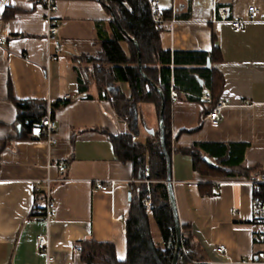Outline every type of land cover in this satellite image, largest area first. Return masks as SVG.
<instances>
[{
	"label": "crops",
	"instance_id": "1",
	"mask_svg": "<svg viewBox=\"0 0 264 264\" xmlns=\"http://www.w3.org/2000/svg\"><path fill=\"white\" fill-rule=\"evenodd\" d=\"M158 1L164 16L159 33L163 50L209 53L214 45L219 51L217 61L175 67L210 68L215 82L209 90L203 74L191 73L193 86L178 89L171 102V185L180 227L190 238L196 264H260L254 260L260 227L252 216L253 189L245 183L249 179L214 176L201 163L195 168L192 157L182 151L201 144L240 145L241 166L264 175V0H217V7L228 9L231 19L245 17L249 6L259 13L258 21L239 31L227 22L220 32L212 23V0ZM58 9L61 49L49 57L37 0H0V264H46L36 246V237L45 234L50 264H83L74 249L86 240L111 243L117 261L127 258L126 221L116 218L127 220L131 185L139 180L131 162L116 158L109 136L125 133L130 126L92 79L100 62L110 67L103 61L98 30L110 34L112 13L98 0H58ZM116 86L130 98L127 83ZM9 87L19 101L59 102L70 94L69 102L52 114L55 145L21 137ZM212 93L216 106L223 105L217 127L206 119L208 111L204 114L202 97ZM145 103L135 105L133 128ZM144 124L148 138L153 121ZM133 134L138 142V133ZM200 155L207 166L215 165L214 158ZM60 163L65 164L63 171L58 170ZM47 178L57 182L51 184L55 206L46 224L36 215L45 202L35 182ZM97 180L116 181L113 195L96 190ZM148 216L152 242L160 249L164 243L150 212ZM220 245L226 253L218 252Z\"/></svg>",
	"mask_w": 264,
	"mask_h": 264
},
{
	"label": "trees",
	"instance_id": "2",
	"mask_svg": "<svg viewBox=\"0 0 264 264\" xmlns=\"http://www.w3.org/2000/svg\"><path fill=\"white\" fill-rule=\"evenodd\" d=\"M106 11L113 14L121 29L117 27L112 17L109 20L110 34L98 30L104 63L110 67L95 66L92 79L101 87L105 81V93L110 95V103L120 119L129 124V131L109 136V142L116 158L121 162H131L138 184L131 185L132 199L129 215L126 220L127 258L119 262L115 258L114 246L111 243H96L86 240L77 247L83 264H172L176 245L172 211L169 204L166 181L171 174V90L193 86L191 73L203 74L207 78V87L212 90L215 85L212 69L175 68L183 65H205L207 60H219V51L213 45L209 53L170 52L160 45L161 29L153 23L147 0H98ZM166 16V15H165ZM167 18L169 16H166ZM162 21L164 16L161 12ZM214 41V38H213ZM134 42L138 46L141 72L137 67L138 57ZM125 46V47H124ZM86 58V57H85ZM92 60V58H88ZM174 67V68H173ZM141 73L162 93L164 98L163 139L166 155L160 142L158 129L149 135L144 143L132 140L136 129L134 108L138 102L153 104L159 118L162 100L156 90L142 77ZM213 73V72H212ZM127 83L131 89L130 98H125L116 84ZM177 97V93H176ZM201 97V96H200ZM200 97L197 99L200 100ZM211 103L207 104L204 114L215 108L218 103L213 93L209 96ZM176 99V98H175ZM9 100L16 111V123L21 127V137H35L40 121L47 114V103L42 100L19 101L12 95L9 87ZM58 108L51 107V114ZM207 112V113H208ZM192 157L195 168L200 163L205 172L219 176H240L246 179L258 177L262 172L243 168L244 147L237 145L229 148L201 144L182 151ZM200 152L215 159L214 166H207ZM150 200L149 208L144 207V201ZM264 200V185L253 193V200ZM156 224L163 241L162 248H156L150 236L149 222ZM38 210L36 211V215ZM181 229V240L177 264H196L193 247L188 235ZM180 257V258H179Z\"/></svg>",
	"mask_w": 264,
	"mask_h": 264
},
{
	"label": "built area",
	"instance_id": "3",
	"mask_svg": "<svg viewBox=\"0 0 264 264\" xmlns=\"http://www.w3.org/2000/svg\"><path fill=\"white\" fill-rule=\"evenodd\" d=\"M150 7V14L153 23L157 26L158 29H161L163 26V21L161 18L160 4L158 0H147ZM213 11H212V23L214 24L215 31L220 32L221 26L224 23H230L235 31H239L244 24L253 23L259 20V13L255 6H249L247 9L246 16L243 18H233L231 19L228 9L218 8L217 0H212ZM39 7L43 11V18L46 23V44L48 50V56L51 57V52L58 53L61 49V40L58 37V26H59V17H58V0H37ZM171 98H176V93L171 91ZM71 96L69 93H65L59 102H47V114L39 124V129L35 132V138L43 140L49 147L56 144V139H54V133L56 131V122L52 119L51 107L57 105L58 108L65 105ZM202 100L207 104L211 103V99L208 96L202 97ZM223 107L222 104H218L215 108L209 111L206 115V119L210 122V125L217 127L220 123V117L218 114L219 109ZM132 140H135V137H132ZM65 169V164L60 163L58 165V170L63 171ZM57 182V180H51L49 178L44 181L35 182V191L43 192L45 205L40 210H38V217L45 222L49 223V217L51 211L54 208V202L50 196L51 184ZM245 183L252 186L253 193L257 192L260 185H264V175H261L257 179H249ZM43 184V185H42ZM42 185V186H41ZM95 189L107 192L111 196L114 193V188L116 181L113 180H97L94 182ZM150 200L146 199L144 201V207L149 208ZM252 216L254 221L260 227V231L255 236V241L258 244V251L255 254V262L264 264V200L255 199L252 202ZM118 221H126L124 216H119L116 218ZM183 240H181V245ZM36 246L37 249L45 255L46 264H50L53 261V257L50 253V241L48 234L38 235L36 237ZM75 253L79 254V249H74ZM218 252L226 253L225 247L220 245L218 247ZM180 258V257H179ZM251 262H242V264H250Z\"/></svg>",
	"mask_w": 264,
	"mask_h": 264
},
{
	"label": "water",
	"instance_id": "4",
	"mask_svg": "<svg viewBox=\"0 0 264 264\" xmlns=\"http://www.w3.org/2000/svg\"><path fill=\"white\" fill-rule=\"evenodd\" d=\"M111 17L113 19V21L115 22V24L117 25V27L119 29L120 26L118 25L117 21L114 19L113 15L111 14ZM134 45L136 47L137 50V57H138V63H137V67L141 72V62H140V56H139V50H138V46L137 44L134 42ZM209 65V63L207 64ZM142 77L147 81V83L152 86L156 92L159 94V96L161 97L162 100V106H161V110H160V114H159V118H158V131L160 133V142H161V146L163 148V152L169 162V158L166 155V151L164 148V139H163V112H164V98L162 93L145 77V75L143 73H141ZM149 134L152 135L153 134V130L149 131ZM166 186H167V190H168V198H169V204H170V208L172 211V216H173V223H174V231H175V239H176V245H175V249H174V253H173V257H172V264H177L178 261V255H179V251H180V247H181V229H180V224H179V220H178V216H177V210H176V205H175V200H174V196H173V191H172V185H171V174H168V178L166 181ZM130 192L128 193V199L130 200L131 196H130Z\"/></svg>",
	"mask_w": 264,
	"mask_h": 264
},
{
	"label": "rangeland",
	"instance_id": "5",
	"mask_svg": "<svg viewBox=\"0 0 264 264\" xmlns=\"http://www.w3.org/2000/svg\"><path fill=\"white\" fill-rule=\"evenodd\" d=\"M100 66L103 67V64H101L100 62ZM102 87L104 89H106L105 87V81L102 82ZM142 108L140 107V111H138V118L136 120L137 123V127L135 128L136 132L138 133L137 137H138V143H144L146 141L147 138V132L146 129H149L145 123V121L147 120L149 121H153V126L152 129L153 130H157V126H156V114H155V110H154V106L151 104H141ZM151 129V128H150Z\"/></svg>",
	"mask_w": 264,
	"mask_h": 264
}]
</instances>
